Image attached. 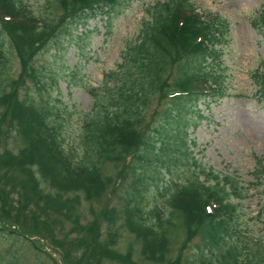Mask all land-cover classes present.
Listing matches in <instances>:
<instances>
[{"label":"trees","instance_id":"16d2710c","mask_svg":"<svg viewBox=\"0 0 264 264\" xmlns=\"http://www.w3.org/2000/svg\"><path fill=\"white\" fill-rule=\"evenodd\" d=\"M42 1L44 16H35L20 0H0V52L12 49L19 66L17 77L8 81L0 60V235L28 244L38 260L50 257L31 238L42 239L49 215H57L73 225L74 236L65 235L62 242L47 239L43 247L56 250L62 264H100L104 258L131 264L129 253L112 250L119 227L150 264H183V252L194 238L200 244L191 251L189 264H240L236 245L227 240L237 213L229 198L242 196L234 181L204 168L190 151L194 141L189 130L204 119L198 105L207 109L225 94L224 77L212 66L223 20L197 12L189 0L149 6L148 20L141 23L136 40L125 45L116 70L104 74L100 87L88 89L90 110L76 148L67 149L60 135L65 111L40 94L34 101L26 93L27 84L37 93L49 88L34 67L35 58L62 37L72 39L74 27L98 16L108 18L119 0ZM251 26L264 34V0ZM45 78L57 81L50 72ZM250 80L264 99V62ZM154 99L162 107L146 115ZM179 160L192 169L190 178L171 182L164 217L145 221L139 199L146 180L167 176L176 181L172 172ZM105 164L116 172L105 174ZM148 170L156 176L147 175ZM253 175L264 178V160H255ZM127 179L121 203L97 214L106 228L104 238L96 215L86 226L74 219L81 201L97 199ZM175 232L182 240L170 257ZM244 264H264V257Z\"/></svg>","mask_w":264,"mask_h":264},{"label":"rangeland","instance_id":"374dc122","mask_svg":"<svg viewBox=\"0 0 264 264\" xmlns=\"http://www.w3.org/2000/svg\"><path fill=\"white\" fill-rule=\"evenodd\" d=\"M20 1L35 16H44L42 0ZM161 1L119 0L108 18L98 16L84 25L74 27L71 30L72 39L62 37L56 46L51 45L46 52L36 56L34 67L44 76L41 81L49 88L46 92L37 93L27 84L26 93L34 101H37L40 94L41 99L49 105L65 111L60 132L65 148L77 146L76 136L92 104L88 89L100 87L104 74L116 70L121 63L125 45L136 40L141 23L148 20L149 6ZM189 1L196 11L223 20L221 43L216 47L218 58L212 66L222 73L225 92L216 104L207 109L198 105L204 119L193 130H189L190 139L194 141L190 148L191 156L219 177H227L235 182L242 198L236 200L233 195L229 198L237 213L232 218V233L227 243L236 245L238 263L244 264L248 260L255 263L258 256L264 257V178L257 179L253 175L255 160H264V99L255 91L250 74L260 70L264 62V34L256 31L251 21L260 9L262 0ZM51 12L53 15V9ZM0 60L4 66L3 79H15L19 66L13 50L7 46L3 48ZM49 72L57 78L55 84L45 78ZM23 92L20 90V97ZM161 107L154 99L146 115ZM187 164L177 161L172 172L176 181H169L167 176H163L161 181L158 178L152 182L146 180V188L140 193L139 199L145 221L152 222L156 216L164 217L168 193L174 187L171 182L181 183L192 174ZM112 167L105 164L103 172L114 174L116 169ZM146 174L156 176L150 170ZM120 183V188L115 184L97 199L81 201L75 213L74 219L79 220L82 226L88 225L96 215L101 239L105 236L106 228L97 214L103 208L117 207L121 203L122 190H128L129 179ZM48 221H51L49 226L41 228L43 238L33 237L31 240H36L43 252L50 255L56 264H62L58 252L43 245L47 239L62 242L65 235L72 239L73 225L57 215H49ZM117 233L112 249L116 254L129 253L131 264H150L139 256L138 243L132 236L122 227H119ZM12 238L0 235V264H52L50 257L38 260L28 244L16 242ZM181 240L180 233L175 232L171 236L170 257L176 254ZM199 244L198 238L192 239L188 249L183 252V264H189L191 251ZM100 264L122 263L119 259L104 258Z\"/></svg>","mask_w":264,"mask_h":264}]
</instances>
